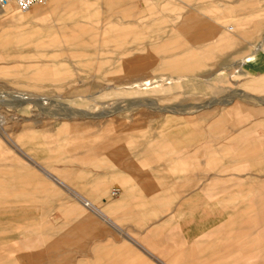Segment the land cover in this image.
Instances as JSON below:
<instances>
[{"label":"rangeland","instance_id":"rangeland-1","mask_svg":"<svg viewBox=\"0 0 264 264\" xmlns=\"http://www.w3.org/2000/svg\"><path fill=\"white\" fill-rule=\"evenodd\" d=\"M80 1L47 0L28 12L15 6L10 13L0 12V32L11 21L21 28L15 40L20 49L10 51L13 57H3L9 50L0 41V155L8 163L21 161L40 172L36 163L51 171L53 162L52 170L62 177L60 171L75 163L66 155L78 144L88 147L97 141L93 147L100 149L105 140L121 132H157L167 118L225 108L217 101L230 100L243 89L251 98L238 96L232 102H249L250 113L258 114L251 118L264 122V80L259 81L264 65L252 73L241 66L236 79L214 80L215 73H227L226 67L238 56L254 54L250 41L264 45V0H121L119 5L114 0H89L93 8L98 7L93 16H86L77 29H58L64 23L76 24L65 18L72 12L68 7ZM38 8L44 11L40 16L35 15ZM188 25L211 33L205 38L181 35ZM31 51L36 54L25 56ZM187 63L195 66L193 72L180 70ZM199 78L205 81L204 88L183 83L188 79L196 83ZM200 104L207 109L191 114L192 107ZM256 138L263 141L264 128L258 129ZM58 139L74 142L59 150ZM260 148L264 150V142ZM58 154L64 159L52 157ZM249 171L248 186L237 178L223 183L221 195L192 205L183 204L195 191L184 186L183 177L206 173L151 174L163 183L167 198L153 202L150 211L141 202L128 201L110 212V205L125 194L121 183H112L110 190L117 193L101 194L96 205L121 231L70 190L53 183L64 212L54 211L47 221L94 232L93 241L66 246L67 256L77 264L113 262L128 248L133 249L129 261L139 264H177L173 258L185 251L184 257L193 258L182 264H264V219L253 228L249 242L235 241L237 229L250 226L251 209L264 212V173L248 169L240 174ZM75 181L66 183L93 196V191H83ZM16 242L20 246L16 254L47 252L38 232L21 235ZM92 245L111 246L115 251L101 260L92 254Z\"/></svg>","mask_w":264,"mask_h":264},{"label":"crops","instance_id":"crops-1","mask_svg":"<svg viewBox=\"0 0 264 264\" xmlns=\"http://www.w3.org/2000/svg\"><path fill=\"white\" fill-rule=\"evenodd\" d=\"M11 11V6L0 7V12ZM5 27L0 32V41L4 42L2 48L9 52L4 53L3 57H13L14 54L10 51L20 49V44L15 43V40L20 36L21 28L12 21ZM32 54L36 52L31 51L25 56L30 57ZM256 115L258 114L250 113L247 102H232L225 108L217 106L207 113L167 118L157 132H121L115 138L105 140L100 149L93 147L97 141H92L88 147L78 144L66 155L67 158L71 157V162L74 161L72 164L75 165L68 164V167L62 169V177L54 173L53 162L50 167L54 170L50 171L26 155L31 162L36 163L39 172L27 168L21 161H17L15 165L10 164L7 162L8 158L0 155V188H4L3 191L0 190V264H77L76 259L67 256L66 246L73 243L87 244V239L93 241V231L67 229L66 222L48 224L47 217L52 216L54 211L64 212L61 201L56 199L59 192L53 193V183L70 190L83 205L87 202L85 206L90 207L118 231H121L120 226L96 205L101 194L113 195L114 190H110L112 183L119 182L125 189L124 196L110 205L109 210L113 213L128 201L142 203L150 211L153 202L165 200L167 196L163 191V183L151 176L157 172L200 170L207 174L192 179L183 177V184L187 189L195 188L193 194L184 200L183 204L186 205L221 195L223 183L238 181L237 178L240 184L248 186L251 171L240 172L252 169L264 173V150L260 148V142H264V139L260 141L256 138L258 129L264 128V122L251 118ZM72 142L74 141L71 139H58L56 145L60 150L63 145ZM81 148L84 150L80 151ZM52 157L58 161L64 159L61 154ZM69 179L76 180L83 191H93V196L84 195L68 185L66 182ZM133 211L135 210L126 215L131 216ZM250 212V226L237 229L235 241L239 245L249 242L253 228H257L259 221L264 219V212L256 214L255 209ZM29 232H38L39 238L47 246V252L41 250L16 254L20 250L16 239ZM114 251V247L106 245H92L91 248L92 254H96L101 260L110 257ZM185 253L186 251L181 252L172 262L182 264L191 261L193 257H184ZM132 256L133 249L128 248L113 262L104 264H139L129 261Z\"/></svg>","mask_w":264,"mask_h":264},{"label":"bare ground","instance_id":"bare-ground-1","mask_svg":"<svg viewBox=\"0 0 264 264\" xmlns=\"http://www.w3.org/2000/svg\"><path fill=\"white\" fill-rule=\"evenodd\" d=\"M80 1V0H79ZM108 1H112V0H108ZM57 2V1H56ZM90 2V3H89ZM121 2V0H114V3L115 4H117V5H119V3ZM87 3V4H86ZM92 2L91 1H83L82 3H81V1H80V3L79 2H76V3H74L72 6H69L68 8L69 9H72L71 11V14L67 17V18H65V19H68V20H72L73 21V23H76V24H63L62 26H59L58 27V29H60V30H69L70 28H73V29H77L78 27H80V25H78L79 23H80V21H82L86 16H90V15H92L93 13H95L96 12V10H97V8L98 7H95V8H93V6H92V4H91ZM13 7L14 8V6L15 5H13V4H11V5H8V6H6V7ZM35 6V5H34ZM33 6V7H34ZM6 7H1V8H6ZM16 7V6H15ZM32 7V8H33ZM17 8V7H16ZM31 8V9H32ZM18 9V8H17ZM31 11V10H30ZM44 11L43 10H41V9H36V11H35V15H38V16H40L42 13H43ZM98 15V14H97ZM93 16V15H92ZM45 17V16H44ZM94 19H96V18H94ZM86 20V19H85ZM93 20V19H92ZM151 23V22H150ZM199 25H195V26H185L184 27V32H182V34L181 35H183V36H194L193 38H202V37H208V35L211 33L210 31H207V32H201V31H199V27H198ZM205 28V27H204ZM182 31H183V29H182ZM209 32V33H208ZM240 34V33H239ZM238 35V34H237ZM226 39V38H225ZM206 40V39H205ZM219 40V39H218ZM241 40V39H240ZM169 42V41H168ZM255 43V41H250L249 43H248V47H253L252 48V50H254L255 52H254V54H251V55H245L244 57H240V56H238L237 57V60H235V62L234 63H232L231 65H227L228 67H226V70H227V73H215L216 74V76L217 77H215L214 78V80L215 81H217V82H219V83H223V82H225L226 81V79H228V81H229V78H234V79H236L238 76H241V74H240V70H239V68L241 67V66H243V68H246V69H250L251 68V70H249V71H251V73L252 72H255L256 70H258L257 68L258 67H260L261 66V70L263 69V66L262 65H264V59H263V57H264V45L261 43V45L260 44H258V45H255L254 44ZM189 59H191V58H189ZM195 66H193L191 63L190 64H186V65H184V66H180V70H184V71H191V72H193L194 70H193V68H194ZM195 69V68H194ZM140 70V69H139ZM243 70V69H242ZM242 73V72H241ZM200 76V75H199ZM248 77V76H247ZM240 78V77H239ZM139 79V78H138ZM172 79H174V78H172ZM178 79V78H177ZM196 79V78H195ZM194 79V80H195ZM253 79V78H252ZM264 80V73H262L261 74V76H260V78H259V81L261 82V80ZM134 80V79H133ZM184 80V79H183ZM208 80H211V78H209L208 77ZM251 80V79H250ZM259 82V83H260ZM182 83V82H181ZM184 84H188V85H186V86H188V87H191V88H197V87H205V85H204V83H205V81L204 80H201L200 78H199V80L195 83V82H193V80L192 79H188V80H184V82H183ZM182 85V84H181ZM261 86V85H260ZM173 87V86H172ZM175 89V88H174ZM203 90V89H202ZM205 90V89H204ZM239 90V89H238ZM237 90V91H238ZM175 91H177V89H175ZM231 93V92H230ZM238 96H240V97H238ZM236 97H238V98H251V96H250V94L248 93V90H241L240 92L238 91V93H234V95H232L231 96V98H230V100H224L223 99V101L222 100H220V101H217V103H219L220 105H225V106H229L231 103H232V101H233V99L234 98H236ZM260 98V97H259ZM262 98V97H261ZM242 99V100H243ZM251 100V99H250ZM258 101V100H257ZM249 103V102H248ZM251 103V102H250ZM206 106L207 105H205V104H203V105H198L197 107H192V111H190L191 112V114H195V113H198V111H201V110H204L205 108H206ZM210 106V105H209ZM207 109V108H206ZM170 111V110H169ZM174 111V110H173ZM172 111V112H173ZM173 113H177V112H173ZM47 173H49V172H47ZM38 176V175H37ZM24 180V179H23ZM3 189L4 188H0V190L1 191H3ZM25 189H27V188H25ZM8 190V189H7ZM18 190V189H17ZM22 190H24V188L22 189ZM42 190V189H41ZM0 191V192H1ZM37 191V190H36ZM39 191H40V188H39ZM15 192V191H14ZM19 192V191H18ZM27 192V191H26ZM114 192V191H113ZM112 192V194L114 195V193ZM5 193V192H4ZM22 193V192H21ZM25 193V192H24ZM36 193V192H35ZM41 193V192H40ZM1 194V193H0ZM3 194V193H2ZM11 194H12V192H11ZM1 196V195H0ZM86 204H88L87 202L85 203V205Z\"/></svg>","mask_w":264,"mask_h":264},{"label":"built area","instance_id":"built-area-1","mask_svg":"<svg viewBox=\"0 0 264 264\" xmlns=\"http://www.w3.org/2000/svg\"><path fill=\"white\" fill-rule=\"evenodd\" d=\"M45 1L47 0H0V7H6L13 4L18 10L28 12L34 5L41 4ZM113 193L116 194L117 191H114Z\"/></svg>","mask_w":264,"mask_h":264}]
</instances>
